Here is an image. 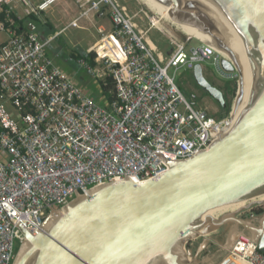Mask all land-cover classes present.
Returning <instances> with one entry per match:
<instances>
[{"label":"built area","instance_id":"built-area-1","mask_svg":"<svg viewBox=\"0 0 264 264\" xmlns=\"http://www.w3.org/2000/svg\"><path fill=\"white\" fill-rule=\"evenodd\" d=\"M57 1L0 0V12L9 16L20 3L26 14H38ZM76 2L82 17L109 10L113 28L100 30L90 50L94 65L79 64L96 81L112 79L116 99L101 106L86 96L53 65L38 33L9 32L0 45V264L13 263L23 242L19 226L37 234L48 213L76 195L127 178L155 179L167 162L207 149L232 121L234 106L227 117L209 116L168 73L193 70L218 54L214 48L190 54L168 36L174 48L164 60L120 0ZM234 252L247 264H264V252L243 237Z\"/></svg>","mask_w":264,"mask_h":264},{"label":"water","instance_id":"water-1","mask_svg":"<svg viewBox=\"0 0 264 264\" xmlns=\"http://www.w3.org/2000/svg\"><path fill=\"white\" fill-rule=\"evenodd\" d=\"M155 1L165 9L173 6V19L210 35L229 55L237 68L224 58L222 69L253 84L248 106L228 133L188 160L167 162L162 176L143 184L127 178L76 195L51 210L35 235L19 226L23 242L12 264H211L192 257L186 245L201 238V252L208 237L223 227L227 235L221 250L228 257L241 237L264 252V212L238 217L253 204L209 216L264 194V0ZM193 78L225 111L223 93L207 82L200 65ZM228 257L212 263L226 264Z\"/></svg>","mask_w":264,"mask_h":264},{"label":"rangeland","instance_id":"rangeland-1","mask_svg":"<svg viewBox=\"0 0 264 264\" xmlns=\"http://www.w3.org/2000/svg\"><path fill=\"white\" fill-rule=\"evenodd\" d=\"M65 2V1H64ZM69 3H74V9L77 10L79 13L81 9L78 6V3H76V0H67ZM126 9L132 12H136L137 10H142V20L139 18V25L144 27H151L153 30V34L155 32H160L162 35L163 33L167 36H174L180 41L184 42L186 45V51L190 53L192 49L201 48L203 43L198 41V39L193 37H187L186 34L180 29V27L174 23L173 21L166 19L162 17L159 13H157L151 6H149L144 0H125ZM18 3L16 4V6ZM54 5V4H52ZM52 5H50L48 8H50ZM89 6V5H88ZM86 6L85 8H87ZM84 9V8H83ZM101 10V9H100ZM109 12V11H108ZM108 16H101L99 21L97 20V16H90L88 20L82 21L79 23L80 27L85 30H78L73 33V38H69L68 41H71L73 43H76L80 48L86 49L91 44L95 43L101 38L102 36L98 35V26L109 24V18L110 13ZM92 13V12H91ZM89 13V15L91 14ZM97 13V12H94ZM88 15V17H89ZM97 15V14H96ZM146 15L148 19L146 18ZM138 18H135L137 20ZM152 19H155L156 22H159L158 26L152 25ZM58 28H63L67 23L66 22H58L57 23ZM111 28V27H110ZM88 29V31H87ZM92 30V31H91ZM96 30V32H93ZM165 36V35H164ZM96 37V38H95ZM171 46V44H170ZM153 47V46H152ZM154 48V47H153ZM174 48V46H172ZM75 48H72L70 50H73ZM191 54V53H190ZM224 59L222 55L217 54L215 56H212L210 59L205 60L197 65H200L202 68L203 76L206 78V80L213 85L216 89H218L220 92L223 93L224 98H227L228 100V109L225 111H222L217 104L209 97V95L201 88L199 87L194 78H193V70H187V69H179L175 70L174 68H171L169 70V76L174 77L175 84L178 86L179 84L182 86L184 90V97L190 102L193 103V106H195L197 109L204 110L209 116L218 118L219 116L227 117L229 113L232 111L233 102L236 99L237 91H238V81L239 76L236 73V71H233V73L226 72L221 67V61ZM87 83L89 80L86 81ZM95 98L97 99L99 91L96 90ZM264 198V196L262 197ZM251 200L245 202L244 204H247ZM251 208V209H250ZM248 210H245L241 212L238 217L242 219H247L250 215V213H254V216H261L264 212V205L259 204H253L252 207H250ZM220 212V211H219ZM218 211L217 217L221 216V214L225 213ZM226 227L220 228L219 230L215 231L210 237H208L206 244L204 245L205 248L197 253V248L199 245L203 244V239L199 238L196 241H190L186 245V251H189L195 259H197L199 262L203 261H209L211 264L212 262H215L220 259V257L226 258L228 257L225 252H223L221 243L226 238ZM221 258V259H223ZM222 260H219L221 262ZM218 262V263H219Z\"/></svg>","mask_w":264,"mask_h":264},{"label":"crops","instance_id":"crops-1","mask_svg":"<svg viewBox=\"0 0 264 264\" xmlns=\"http://www.w3.org/2000/svg\"><path fill=\"white\" fill-rule=\"evenodd\" d=\"M36 2L37 0H35V3ZM120 2L122 5L124 4L126 6L125 0H120ZM74 6V3H68L67 0H59L50 8H47L45 11L39 12L38 14H26V7L19 3L16 8L10 12L9 16H7L5 12H0V14L3 15V20H0V23L4 25L3 31H0V45L5 44L9 37L10 31H14L19 35L28 34L31 32L38 33L41 40L48 43L46 47V54L47 57L52 61L53 65L59 68V70H61L68 78H70L86 96L91 98L97 104L106 106L110 102H108L105 97L102 96L99 81L93 79L80 66L79 61L85 59L82 57L78 58V56L82 54H94L90 50L96 43H98L100 38L96 43L95 40L94 43L88 46L85 50L80 48L76 43L68 41V39L73 38L71 36H73L75 31L85 30L80 27V22L88 20L90 16L93 15L97 16V20L99 21L101 16H108L107 12L109 10L107 7H102L97 13L92 12L90 15L88 14L89 17H82L81 14L83 12V8H81L80 4H78L79 8L81 9L79 13L74 9ZM129 13L135 18H138L135 20V22L140 30H149L147 35L148 40L155 45L161 57L164 60L169 59L173 52V48L170 46L169 37L164 33L162 35L160 32H155V34H153L151 27L139 25V18L142 20V10H137L136 12L129 11ZM107 18H109V24L105 23L104 25H99V32H97L98 35H101L100 30H103L105 33H110L112 31L113 25L111 19L110 17ZM146 18L148 19L147 15ZM16 22L17 27L19 23L20 26H22L20 28V33L17 32L19 27H15ZM58 22H66L67 24L60 29L57 26ZM5 23L8 24V26H5ZM72 23H75L74 26ZM93 32H96V30ZM72 48L75 49L70 50ZM87 80H89L88 83L86 82ZM96 90L99 91V98L97 97V99L95 98L97 95H94L97 93Z\"/></svg>","mask_w":264,"mask_h":264},{"label":"bare ground","instance_id":"bare-ground-1","mask_svg":"<svg viewBox=\"0 0 264 264\" xmlns=\"http://www.w3.org/2000/svg\"><path fill=\"white\" fill-rule=\"evenodd\" d=\"M149 6H151L157 13H159L162 17L166 18V19H169L171 21H173L174 23H176L180 29L186 34L187 37H193V38H196L198 39V41L202 42L203 45L205 46H209L210 48H214L216 49L217 51H219L220 53H217L222 55V57H224L227 62L231 63L234 67H236L235 63L232 61V59L229 57V55L222 49H220L219 47H217L216 45H214V39L206 34L205 32L197 29L196 27L188 24V23H184V22H180L176 19H173L172 16H171V13L170 10L173 8V6H168L166 9L160 5L157 1L155 0H144ZM152 22L154 24V26H158L159 25V22H156L155 19H152ZM237 68V67H236ZM252 83L249 82L245 77H243L241 75V81L238 82V97L236 95V99L235 101L233 102V106H234V114L232 115V121L229 123V125L227 126V130L225 132H229L233 127H234V124H236L235 122H237V120L239 119V117L242 115L243 113V110L248 106L249 104V101H250V96H251V91H252ZM238 100V101H237ZM226 133V134H227ZM169 165L167 164V167ZM162 176V175H160ZM159 176V177H160ZM158 178V177H157ZM131 180H133L135 183L137 184H143V182L141 181H138L137 179H133L131 178ZM264 196L263 195H260L258 197H252L248 200H244V201H241V202H238V203H235V204H232L231 206L229 207H225V208H221V209H218L216 211H213L211 213H209V216H212L213 218H216V215H217V211L219 212H234V211H237V210H240L242 208H246L248 207L249 205H252V204H259V205H264V198H262ZM251 200L250 202H248L247 204H244L245 202ZM219 212V213H220ZM63 214V213H61ZM224 214V213H223ZM55 219L59 218L60 214L59 213H56L55 214ZM210 222H207L206 224H209ZM205 224V225H206ZM232 224L231 222H229L227 224V227H232ZM204 225V227H205ZM235 228V227H234ZM204 229H210V226L208 225L206 228ZM209 231V230H208ZM35 235V234H34ZM234 234L231 233V236H233ZM232 238V237H231ZM246 239V242L248 245H252L253 242L251 240H249L248 238H245ZM28 248V245H25L23 247V250L21 252V254ZM227 262L226 264H247L245 263L242 258L237 254V253H232V255L230 254V256L228 257V259H226ZM223 264V263H221Z\"/></svg>","mask_w":264,"mask_h":264},{"label":"trees","instance_id":"trees-1","mask_svg":"<svg viewBox=\"0 0 264 264\" xmlns=\"http://www.w3.org/2000/svg\"><path fill=\"white\" fill-rule=\"evenodd\" d=\"M0 20L2 21L3 20V15L2 14H0ZM5 26H8V24H6L5 23ZM15 27H17V22H16V24H15ZM19 27V28H18ZM18 30H17V32L18 33H20V28L22 27V26H20V23L18 24ZM155 47L154 46V44L153 45H151V47ZM79 57H82V58H84L85 60H86V62H88L89 64H91V65H94V54H89V55H84V54H82V55H79L78 56V58ZM206 79V78H205ZM208 82V81H207ZM209 83V82H208ZM210 84V83H209ZM99 85H100V90H101V93H102V96H104L105 97V99L108 101V102H111V101H113V100H115L116 99V96H115V90H114V82L112 81V79H110V78H108V79H106V80H104V81H102V82H99ZM211 85V84H210ZM211 86H213V85H211ZM214 87V86H213ZM178 88L180 89V91L182 92V93H184V90H183V88H182V86L179 84L178 85ZM225 105L228 107V105H229V103H228V100H227V98H225ZM225 106V109L227 110L228 108ZM223 118V116H219L218 117V119H222Z\"/></svg>","mask_w":264,"mask_h":264},{"label":"flooded vegetation","instance_id":"flooded-vegetation-1","mask_svg":"<svg viewBox=\"0 0 264 264\" xmlns=\"http://www.w3.org/2000/svg\"><path fill=\"white\" fill-rule=\"evenodd\" d=\"M218 106V105H217Z\"/></svg>","mask_w":264,"mask_h":264}]
</instances>
